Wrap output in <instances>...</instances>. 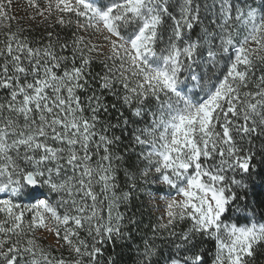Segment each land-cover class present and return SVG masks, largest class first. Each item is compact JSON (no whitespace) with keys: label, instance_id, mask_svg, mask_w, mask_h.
<instances>
[{"label":"snow or ice","instance_id":"1","mask_svg":"<svg viewBox=\"0 0 264 264\" xmlns=\"http://www.w3.org/2000/svg\"><path fill=\"white\" fill-rule=\"evenodd\" d=\"M28 4L76 31L37 47L8 32L0 46V264H116L102 245L132 239L118 209L144 185L160 216L135 264H252L264 249V211L249 203L264 208V0ZM11 6L0 0V22Z\"/></svg>","mask_w":264,"mask_h":264},{"label":"trees","instance_id":"2","mask_svg":"<svg viewBox=\"0 0 264 264\" xmlns=\"http://www.w3.org/2000/svg\"><path fill=\"white\" fill-rule=\"evenodd\" d=\"M39 2L41 3V6H43V0H39ZM75 31V24L71 27H64L55 24L54 20H45L44 18L39 17H36V19L29 22H25L22 18L21 21H16L12 18L11 20H6V22L4 21L0 24V46H2V43L5 41L8 32L19 33L21 37H27L32 43V46L37 47L39 46L38 42L46 37L47 32H53L54 35L58 33L61 37L71 38L72 33ZM79 33L80 32H77L76 34L80 35ZM92 67L94 72L100 70V65L98 63L93 64ZM0 95H3V93H0ZM107 102L112 103V97L108 96ZM110 115L113 117L112 123H116L115 117L117 114L110 110ZM125 115H129V113L125 111ZM105 119H107V117L102 115V120ZM97 127L100 128L101 126L98 125ZM115 134L120 135L119 131H116ZM118 177L119 178L116 181V184L118 185L116 194L120 195L122 192L128 191L123 166H121V171L118 174ZM257 183H259L258 179ZM149 189H155V186L149 187L148 185H144L138 191L134 192V195L128 202H126V204H122L119 207V212L125 214V231H130L132 233V239L117 241L115 246L111 241L104 243L102 245V256L100 257L102 261H106L107 258L111 257L116 261V264H135L138 257V250H142L143 248V239L151 237L153 235V225L159 223L147 202L146 193ZM97 191H99V188H97ZM257 191H261V189H258ZM257 199H259V197H249V203L255 210L257 216H259V214L264 211V208H262L259 203L255 202ZM115 214L116 209L113 210V215ZM129 221H132V223L130 224ZM186 226L187 225L178 226L177 231H179L181 227ZM82 235L84 234L82 233ZM40 243L46 249L49 248V246L55 248L54 244L47 242L45 239H41ZM156 243L160 244V240H157ZM204 247L211 249L212 245L206 244ZM60 254L59 251L54 252V255L56 256H59ZM252 264H264V249H258V254L252 260Z\"/></svg>","mask_w":264,"mask_h":264},{"label":"rangeland","instance_id":"3","mask_svg":"<svg viewBox=\"0 0 264 264\" xmlns=\"http://www.w3.org/2000/svg\"><path fill=\"white\" fill-rule=\"evenodd\" d=\"M9 14L16 21H21V18H22V20H24L25 22H29V21L34 20L33 16L35 13H34V9L29 6L28 0H12V6H11V10H10ZM36 17L42 18L40 16H36ZM36 17H35V19H36ZM72 18L75 20V17H72ZM6 20L7 19H5L4 21L6 22ZM4 21L0 22V24H2ZM79 34L85 35L87 37V34L84 32H80ZM88 38H90V37H88ZM156 195H157V193H156L155 189L147 190V193H146L147 202H148L151 210L155 214L157 221L159 222L158 218L160 216V210H158L157 205L155 203V200L150 199V197H155ZM45 240L47 242L55 245V241L52 240L50 237L46 238Z\"/></svg>","mask_w":264,"mask_h":264}]
</instances>
